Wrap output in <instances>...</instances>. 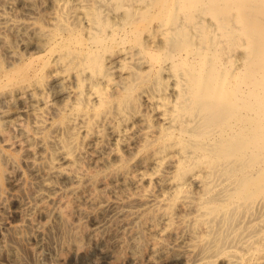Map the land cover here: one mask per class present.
Here are the masks:
<instances>
[{
	"label": "bare ground",
	"instance_id": "obj_1",
	"mask_svg": "<svg viewBox=\"0 0 264 264\" xmlns=\"http://www.w3.org/2000/svg\"><path fill=\"white\" fill-rule=\"evenodd\" d=\"M86 217L111 264H264V0H0V224L64 264Z\"/></svg>",
	"mask_w": 264,
	"mask_h": 264
},
{
	"label": "rangeland",
	"instance_id": "obj_2",
	"mask_svg": "<svg viewBox=\"0 0 264 264\" xmlns=\"http://www.w3.org/2000/svg\"><path fill=\"white\" fill-rule=\"evenodd\" d=\"M11 206L13 207V205H11L10 201H8L7 202V208L10 209ZM17 219H18L17 216L16 217L11 216L8 218V220L11 221V224L16 223L18 221ZM99 219L100 218H97V222H99ZM47 220H49V221L47 222L44 219L46 224L42 227L41 231L39 232L40 238L39 237L37 238V240H39L40 242L37 240L34 241L33 238L27 240L28 242H30V241L32 243L34 242L35 246L32 243H31L32 246H29L28 244H30V243H26L27 241L25 239H20L18 237L14 238L15 236H14L13 232L11 231V229L9 228L10 221L8 223L0 224V238L2 240V241H0L1 245H2V246H0V264H55L56 258L59 254L63 253L64 257H66V256L68 257L69 256L68 255L69 254L68 246L70 245V239H69L70 233H69V231H67L62 226L60 227L59 224H56V226H55V222L53 220L48 219V218H47ZM84 220L85 221H83V219H82V223L84 222L85 225H83V226L84 227L86 226V230L82 226L78 230V232H79V235L82 233L81 235H83V238L80 235L81 240L83 243H85L84 245H86L87 249L84 251H80L76 254H73L69 263L67 261L66 263L64 262V264H91V263L94 264L95 262H93V261H94V259H97V257H98L97 260H99V262L95 263V264H111L110 263L112 261L111 256L113 258V255L114 254L117 255L118 251H120L118 249V247H115V244L112 243V242H114V238H112V236H111V233H112L111 230H109L107 228L109 231L105 230L104 233L99 231L95 235L94 233H91L89 230H91V227L98 225V223L94 222V224H93V220H91V218H89V217L84 218ZM108 223H110V222H108ZM6 228H7V230H6ZM82 228H83V231L85 230V231H87V233L85 231H84L85 233L82 232ZM1 230H2V232H1ZM10 232H12V233L10 234ZM63 232H64V235H63ZM67 232L69 235L67 234ZM40 234H41V236H40ZM1 235L5 236V237L2 236L3 237L2 238ZM67 235H68V237H67ZM64 237H67L69 242L66 240L67 238L64 239ZM42 238H43V241L41 242ZM8 239H10L11 241L10 240L8 241ZM12 239H13V243H12ZM3 241H5V242L2 243ZM15 241H17V242H15ZM36 241L39 244H36ZM7 242L9 245L7 244ZM19 242L21 244H19ZM7 247H9V248H7ZM66 248H67V250H65ZM13 249L17 250V251H14ZM3 250H5V251H3ZM70 250H71V247H70ZM17 252H18V254H17ZM67 252H68V254H67ZM13 256L14 257L16 256L17 258L15 257V260H14ZM19 257H20V259H19ZM92 259H93V261H92ZM125 264H131V262L130 263L127 262ZM145 264H147V263H145Z\"/></svg>",
	"mask_w": 264,
	"mask_h": 264
}]
</instances>
